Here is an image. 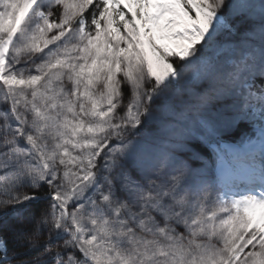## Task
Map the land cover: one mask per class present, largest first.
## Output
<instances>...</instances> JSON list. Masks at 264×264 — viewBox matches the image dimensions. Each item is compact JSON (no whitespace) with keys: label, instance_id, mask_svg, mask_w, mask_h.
Masks as SVG:
<instances>
[{"label":"snow or ice","instance_id":"1","mask_svg":"<svg viewBox=\"0 0 264 264\" xmlns=\"http://www.w3.org/2000/svg\"><path fill=\"white\" fill-rule=\"evenodd\" d=\"M0 264H264V0H0Z\"/></svg>","mask_w":264,"mask_h":264},{"label":"bare ground","instance_id":"2","mask_svg":"<svg viewBox=\"0 0 264 264\" xmlns=\"http://www.w3.org/2000/svg\"><path fill=\"white\" fill-rule=\"evenodd\" d=\"M233 179L232 174L225 169L221 172V180L225 183V190L229 191L231 194H240L243 191H246L248 186L243 183H233L231 180Z\"/></svg>","mask_w":264,"mask_h":264},{"label":"rangeland","instance_id":"3","mask_svg":"<svg viewBox=\"0 0 264 264\" xmlns=\"http://www.w3.org/2000/svg\"><path fill=\"white\" fill-rule=\"evenodd\" d=\"M73 2V0H69V3H72Z\"/></svg>","mask_w":264,"mask_h":264}]
</instances>
